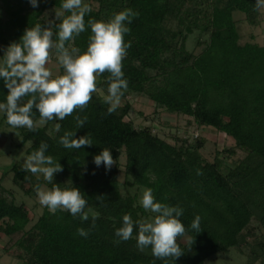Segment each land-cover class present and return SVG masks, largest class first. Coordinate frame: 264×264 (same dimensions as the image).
Listing matches in <instances>:
<instances>
[{"label":"trees","instance_id":"obj_1","mask_svg":"<svg viewBox=\"0 0 264 264\" xmlns=\"http://www.w3.org/2000/svg\"><path fill=\"white\" fill-rule=\"evenodd\" d=\"M84 1L93 7L86 21L108 20L126 8L139 13L125 37L131 41L123 61L129 81L125 103L108 115L99 93L93 94L87 109L74 113L88 117L80 129L73 116L37 125L36 132L13 129L0 113L1 125L6 127L3 132L12 131L18 150L29 145L26 153L30 155L44 141L49 145L46 155L63 167L52 184L23 171L22 163L5 168L0 179V234L9 241L3 255L20 264H164L150 249L141 252L137 248L136 230L128 241L118 243L115 236L126 213L134 221L152 218L139 204V194L128 192L151 188L157 202L184 209L181 220L192 243L187 237L179 238L185 253L175 264H207L210 259L215 263L218 255L232 250L236 251L235 264H264V46L241 44L233 18L241 12L251 26L259 27L263 20L254 11L255 0ZM0 2L5 11L0 16V57L12 42L20 41L27 28L37 23L48 26V8L61 10V0H40L37 8L28 0ZM89 35L90 28L73 46L86 51ZM194 35L198 36L196 48H202L198 54L188 48ZM107 75L98 79V88L105 92ZM7 91L0 80V102L5 101ZM134 95L153 102L156 110L190 118V126L224 133L235 145L209 161L202 154L205 137L175 136L171 144L151 127L138 128L127 120L132 110L127 99ZM33 119L39 122L38 111L34 110ZM56 123L61 125L59 132ZM65 131L76 132V138L90 133L94 144L65 149L59 144ZM103 148L110 149L117 161L111 170L93 163ZM238 150L245 153L244 158L227 165ZM198 169L202 175H197ZM10 174L14 185L30 198L37 197V183L49 189L53 184L80 189L88 206L100 214L96 227L87 238L79 236L77 229H89L91 216L82 221L65 211L52 214L47 207L32 224L27 206L17 204L12 192L3 187ZM97 196L104 197L103 205ZM197 215L201 217L200 233L190 227Z\"/></svg>","mask_w":264,"mask_h":264},{"label":"clouds","instance_id":"obj_2","mask_svg":"<svg viewBox=\"0 0 264 264\" xmlns=\"http://www.w3.org/2000/svg\"><path fill=\"white\" fill-rule=\"evenodd\" d=\"M33 8L39 6L40 0H28ZM56 20L49 22L47 27L40 23L27 28L19 42H12L0 57V80L8 90L4 102H0V113L6 118V123L13 129H27L36 132L37 122L33 113H39V123L63 121L73 116L76 128L85 126L88 117H81L92 101L93 94L99 93L102 103L107 105V114L111 115L121 106L122 98L128 91L129 81L123 71V61L128 55L131 41L125 40L130 34L129 25L139 13L131 8L114 13L108 20H85L93 7L84 0H61ZM254 11L264 15V0H255ZM53 27L57 31H53ZM90 28L86 51L81 52L72 42ZM55 56L63 69V74L53 75L49 68ZM107 73L106 94L98 88V79ZM27 98V99H25ZM61 125L55 124L59 132ZM16 135H19L17 132ZM59 144L65 149L79 150L92 146L94 141L91 134L76 138V132L65 131L59 138ZM49 145L41 141L38 149L27 155L22 170L33 176L43 177L49 184L53 183L57 173L63 171L62 165L51 155H46ZM96 167L104 166L111 170L117 161L112 151L103 148L102 152L93 159ZM94 174V173H93ZM197 175L202 171L197 170ZM27 178V177H26ZM38 202L55 214L57 211L69 212L74 218L88 221L91 216L89 229L78 228L77 234L87 238L90 231L96 227L99 213L88 206V200L83 192L76 187L62 189L59 184H53L51 189L35 185ZM96 199L103 205L104 197ZM139 204L145 212L153 214L150 219L133 220L131 214L122 217V226L115 230L117 241H128L133 238L136 230V246L151 254L164 264L174 262L184 255V250L178 243L179 238L187 237L188 243L192 238L187 235L188 229L181 220L184 209L180 205H169L157 202L151 188L143 191ZM196 233H200L201 217L197 215L190 225Z\"/></svg>","mask_w":264,"mask_h":264},{"label":"rangeland","instance_id":"obj_3","mask_svg":"<svg viewBox=\"0 0 264 264\" xmlns=\"http://www.w3.org/2000/svg\"><path fill=\"white\" fill-rule=\"evenodd\" d=\"M85 2V1H84ZM86 3V2H85ZM3 4L0 2V16L5 14V11L1 9ZM56 11H59L55 8H48L45 11V16L48 22L56 21ZM234 20L237 22V30L240 34V43H257L261 46H264V15H262V23L259 27L251 26L245 19V15L241 12H235L233 14ZM198 36H191L188 42L189 50H194L195 53H199L202 48H196ZM50 70L53 72V75H59L61 73V66L58 64L55 56L53 57L52 62L49 64ZM106 94V92L104 91ZM132 104V110L130 112L129 118L127 120L133 121L136 127H151L153 132L159 135L162 139L166 140L171 144H175V136L183 137L187 139L205 137L207 144L202 150V154L205 159L209 161H214L216 153L224 149L230 148L235 145V141L226 136L224 133H219L213 129H198L195 126L189 125L190 118L186 116H178L176 114L168 113L164 110H156L155 104L148 100L147 98L140 96H130L127 99ZM125 100L122 98L121 106H123ZM2 115H0V179L5 171L6 167H9L14 162L22 163L24 162L25 157L27 156L26 147L18 150L15 147V137L11 136L12 131L3 132L6 127L1 125ZM37 125L40 124L39 122ZM245 153L238 150L237 154L232 157V159L226 161V164L233 166V163L239 159L244 158ZM122 164L125 162V158L122 157ZM124 170V168H123ZM12 174H10L6 181L3 183V187L12 192V197L16 200L17 204H25L30 210L31 218L33 219L34 224L38 218L44 213L46 207L42 206L37 197L30 198L24 194V192L16 187L12 182ZM40 178H43L40 176ZM120 180L122 183L125 182L124 173L120 174ZM43 188L49 189L46 186ZM144 190H139L136 188L128 189V192L132 195L139 194V200L142 197ZM9 238L4 234H0V264H20L18 261L14 260L11 257L3 255V247L7 244ZM236 251L232 250L230 254L227 255H218V262L213 263L210 259L207 264H235Z\"/></svg>","mask_w":264,"mask_h":264}]
</instances>
